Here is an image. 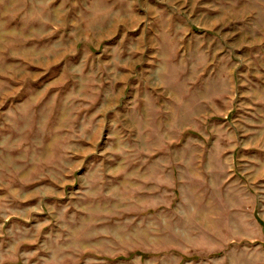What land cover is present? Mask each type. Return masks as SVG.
<instances>
[{"label": "rangeland", "instance_id": "obj_1", "mask_svg": "<svg viewBox=\"0 0 264 264\" xmlns=\"http://www.w3.org/2000/svg\"><path fill=\"white\" fill-rule=\"evenodd\" d=\"M0 264H264V0H0Z\"/></svg>", "mask_w": 264, "mask_h": 264}]
</instances>
